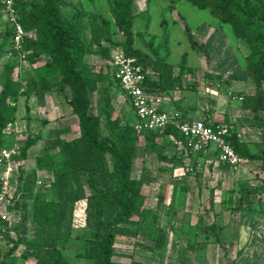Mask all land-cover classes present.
<instances>
[{
    "label": "rangeland",
    "instance_id": "rangeland-1",
    "mask_svg": "<svg viewBox=\"0 0 264 264\" xmlns=\"http://www.w3.org/2000/svg\"><path fill=\"white\" fill-rule=\"evenodd\" d=\"M133 8L136 14L133 29L135 46L156 62L158 71L153 70L149 74L166 88L163 99L168 110L179 111L186 118H207L213 123L223 124L238 135L252 154L259 156L263 149L264 129L255 125L252 113L244 109L240 98L241 93L253 96L255 83L251 78L247 81L231 80L233 75L247 74L246 57L249 53L243 42L234 37L232 26L222 24L208 10L199 9L186 0H135ZM75 12L83 14L80 44L85 53L84 63L95 76L103 80L96 85L91 112L100 118L101 138L106 139L111 133L106 124L107 113L113 120L130 118L131 123L136 121L131 102L127 101L111 76L110 60L102 55L103 48H108L113 58L120 56L122 49L111 46L108 36L111 35L114 42H123L124 36L118 32L107 0H63V18L68 19ZM182 18L198 42L206 45L210 53L209 60L192 49L182 27ZM2 38L3 25L0 22V43ZM30 38H34V35L31 34ZM184 54L188 56L186 65L190 72H185L180 87L175 78L180 72L179 65ZM32 56V53L28 55L26 52L23 56H14L6 50L0 57V91L11 66L18 95L9 102L12 107L18 104L19 108L16 120L7 129L5 146H18L21 152L29 135L42 137L29 151L28 160L22 163L27 174L35 168L37 159L44 154L46 147L56 159L66 157L65 150L58 146L68 137L67 122L59 119L71 114L68 101L72 95L71 90L60 80L55 84L53 93L37 95L38 88L28 84V80L36 79L35 68L44 65L49 59L43 56L32 63ZM27 91L31 92L28 99L24 95ZM261 116L264 117V112ZM112 165L111 156L100 159V168L94 172L97 190L87 184L88 174L82 175L87 196L112 190ZM12 166L15 193L19 186L16 178L20 173L15 161ZM257 167V162L249 163L236 171L222 166L207 154H189L165 146L160 141L152 145L142 140L135 153L134 177L149 181V202L143 216L136 217L128 226L137 230V235L117 237L114 261L197 264L211 258L212 262L231 264L234 249L221 246L220 251L210 252L204 247L200 248L199 240L204 239V235H212L210 228L214 223L218 226L215 228L217 232L221 224L225 228L239 212L235 207L239 206L242 186L256 177ZM3 171L4 167H0V175ZM36 180V190H46L48 199L53 200L51 174L39 170ZM27 208V219L20 215L10 218L9 232L1 238L3 247L0 245V264L38 262L33 256L28 259L23 257L26 251L23 241L12 250L21 242L19 240L30 241L34 238L31 202L27 203ZM70 214L56 235L58 249L70 264H94L77 258V254L85 251L87 240L93 232V228H88L86 223L87 200L77 202ZM15 225H18L17 229ZM235 228L240 230L243 239L253 237L247 255L241 257L240 262H250L249 253L255 250L253 246L256 244V261L264 264V212L258 209L238 213L232 223V229ZM159 230L166 235L165 252L156 247ZM44 246L46 250L41 257H46L51 241H45Z\"/></svg>",
    "mask_w": 264,
    "mask_h": 264
},
{
    "label": "trees",
    "instance_id": "trees-1",
    "mask_svg": "<svg viewBox=\"0 0 264 264\" xmlns=\"http://www.w3.org/2000/svg\"><path fill=\"white\" fill-rule=\"evenodd\" d=\"M3 1L0 0V22L3 25V38L0 43V57L4 51H10L14 56H19L12 42L13 32L4 20ZM110 12L119 34L124 36L123 42H114L111 35L108 42L113 47H120L122 54L134 57L141 63L146 74V86L150 94H159L163 97L166 89L163 84L156 80L150 71H158L156 62L150 55L135 46L134 33L135 0H107ZM193 6L208 10L222 24L232 26L234 37L245 45L249 53L246 57L247 74L233 75L231 80L247 81L251 78L255 83V94L247 96L241 93L240 98L244 109L252 113V120L259 128L264 129V5L262 0H186ZM63 0H19L17 9L19 20L25 28L26 37L23 51L32 53L31 62L36 63L40 57L46 56L49 61L35 68L36 79L28 80V84H34L38 88L37 95L51 94L56 90L55 84L60 82L67 86L71 92L68 104L71 114L63 116L59 120L67 123V138L58 147L65 150L66 157L56 159L51 150L46 147L44 154L36 161L35 168L26 173L22 163L28 160L29 151L41 140L40 135H29L20 155L14 159L19 167L18 183L14 193L12 207L3 208L10 218L20 215L27 219V203L31 202L33 224L35 226L34 238L30 241L19 240L12 249L20 244L26 246L23 257H35L36 264H70L58 249L56 235L66 223L74 205L87 200L86 223L88 228H93L92 237L87 240L83 253L77 254V258L91 261L94 264H145L139 261L130 263H117L114 261L116 251V239L118 236L137 235V230L129 228V224L137 217H142L145 207L149 202V181L145 178L134 177L135 153L140 143L144 140L147 144L154 145L160 141L165 146L175 150H185L176 146L175 140H183L175 128H167L163 132L138 131L135 122L130 118L125 120H113L109 113L106 114V124L110 128V136L101 138V120L91 112L93 96L96 85L103 82L95 76L84 63L85 53L80 44V32L83 23V14L75 12L68 19L62 16ZM182 27L188 37L194 51L203 54L209 60L210 53L203 43H199L190 26L181 19ZM31 34L34 38H30ZM100 44V42H98ZM31 55V54H30ZM102 55L110 60V72L115 80L114 58L108 48H103ZM29 57V56H28ZM188 56L184 54L179 65L180 72L175 81L182 86L185 72H190L187 67ZM9 76L0 91V152L5 148V136L9 126L16 120L18 104L11 106L9 100L18 95L13 81V68L9 67ZM162 76V74H161ZM63 89V87H62ZM121 90V88H120ZM122 91V90H121ZM21 95H23L21 93ZM27 99L31 92L25 94ZM129 101V100H127ZM184 117H186L184 115ZM207 124L213 123L204 119ZM68 133H74L71 136ZM229 142L244 160L245 164L258 163L256 181L264 180V136L263 149L259 156L250 152L247 146L239 140L236 133L230 132ZM66 134V133H65ZM189 153V152H187ZM191 154V153H189ZM200 155L205 152L199 153ZM198 154V155H199ZM113 159L112 172L110 175L112 190L99 192L87 196L83 174H88L87 184L98 189L94 172L100 168V159L106 156ZM221 164V163H220ZM222 166H226L221 164ZM228 167V166H227ZM230 168V167H228ZM47 171L52 176L50 188L54 191V199L49 200L46 190H36L38 171ZM13 179L15 177L13 176ZM264 188L262 184L248 183L242 186L239 200V212L251 210L253 204L263 203L256 198ZM247 199V200H246ZM242 210V211H241ZM18 225H15L17 229ZM215 223L211 226V234L219 242V231L224 228ZM165 233L159 230L156 247L161 251L166 250ZM51 241L47 249L46 257H41L46 250L45 241Z\"/></svg>",
    "mask_w": 264,
    "mask_h": 264
},
{
    "label": "built area",
    "instance_id": "built-area-1",
    "mask_svg": "<svg viewBox=\"0 0 264 264\" xmlns=\"http://www.w3.org/2000/svg\"><path fill=\"white\" fill-rule=\"evenodd\" d=\"M262 1L264 5V0ZM18 2L19 0H4L3 15L13 32L14 49L23 56L26 31L19 20ZM113 67L115 80L134 110L136 130L163 132L169 127L175 128L183 140H175L174 143L176 146L185 148L187 152L197 155L214 147L219 163L236 171L245 166L244 160L230 144L228 138L231 133L223 124H207L204 120L186 118L179 111L166 109L161 95L150 94L146 86L144 68L137 58L121 54L114 58ZM19 154L18 146L5 147L0 152V167H4L0 175V236L9 232L6 227L9 214L3 208L12 207L14 204L12 164ZM257 183L264 185V180L256 181ZM256 198L264 203V188L256 195Z\"/></svg>",
    "mask_w": 264,
    "mask_h": 264
},
{
    "label": "crops",
    "instance_id": "crops-1",
    "mask_svg": "<svg viewBox=\"0 0 264 264\" xmlns=\"http://www.w3.org/2000/svg\"><path fill=\"white\" fill-rule=\"evenodd\" d=\"M166 109L168 108L166 107ZM214 149H215L214 147L210 148L209 150L205 152V154H207V156H209L211 159L218 161ZM249 183H253V184L256 183V177L252 179ZM258 209L264 212V203H259V202L254 203L253 208L251 210H258ZM247 211H250V210H247ZM238 213H241V212H238ZM237 214L233 216L231 222H229V224H227V226L222 231H219V234H220L219 242H216L215 236H212V235L211 236L204 235L205 236L204 239L199 240L200 248L204 247V249L206 248L208 251L210 250V252H213V251L216 252L217 250L220 251L221 246H225V247L227 246V247H231V249H234L235 255L233 257V262L231 264H242L240 262V258L247 255L248 247L252 244V240H253L252 236H249L247 239H243L241 237L239 229L237 228H235V230L232 229V223L236 219ZM223 225L224 224H221V226ZM6 227L8 228V226ZM7 234H2L0 236V245L3 244L1 243L2 242L1 238L5 237ZM256 248L257 246L255 244L253 246V249L256 250ZM255 250L249 253L248 259L250 260V262H248L247 264H258L256 261L257 254ZM210 259L208 258L207 262H205L204 260V262H198L197 264H219V262H212ZM185 264H196V263L187 262Z\"/></svg>",
    "mask_w": 264,
    "mask_h": 264
}]
</instances>
